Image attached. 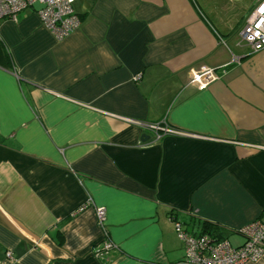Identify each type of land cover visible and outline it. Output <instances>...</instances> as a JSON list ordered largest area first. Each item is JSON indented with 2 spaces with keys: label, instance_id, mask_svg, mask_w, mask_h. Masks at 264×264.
I'll use <instances>...</instances> for the list:
<instances>
[{
  "label": "crops",
  "instance_id": "0c3cea01",
  "mask_svg": "<svg viewBox=\"0 0 264 264\" xmlns=\"http://www.w3.org/2000/svg\"><path fill=\"white\" fill-rule=\"evenodd\" d=\"M258 1L73 0L62 40L33 8L0 19V264H172L175 220L242 243L264 214V49L239 39Z\"/></svg>",
  "mask_w": 264,
  "mask_h": 264
},
{
  "label": "built area",
  "instance_id": "2783aa9c",
  "mask_svg": "<svg viewBox=\"0 0 264 264\" xmlns=\"http://www.w3.org/2000/svg\"><path fill=\"white\" fill-rule=\"evenodd\" d=\"M33 8L42 25L57 39L62 40L76 30L81 22L80 16L73 9V0H0V19L16 20L23 10ZM240 42L245 43L253 52L264 49V0H259L246 14L239 31ZM192 81L200 88L205 87L217 76L215 72L201 65L191 68ZM152 131L155 139L162 133H173L175 129L160 123H141ZM89 207L96 211L97 223L100 227L105 224V209L93 205L91 199L82 203L76 212ZM175 220V219H174ZM175 229L182 242L183 255L172 264H244L256 261L264 256V214L242 225L238 234L243 241L232 245L227 238H214L208 234L189 232L183 228L182 222L175 220ZM115 244L106 239L95 250L96 256H101ZM7 256H10L8 253Z\"/></svg>",
  "mask_w": 264,
  "mask_h": 264
},
{
  "label": "rangeland",
  "instance_id": "374dc122",
  "mask_svg": "<svg viewBox=\"0 0 264 264\" xmlns=\"http://www.w3.org/2000/svg\"><path fill=\"white\" fill-rule=\"evenodd\" d=\"M244 1L248 2L249 0H244ZM242 15H243L242 13L238 14V12L237 13H234L233 12L232 14H229L227 16H226V14H224V17L223 18L225 19V23H228L230 25L231 24L235 25L237 23L239 17L242 16ZM229 242L232 245H235V243H237V239H235V236L233 234L230 235Z\"/></svg>",
  "mask_w": 264,
  "mask_h": 264
},
{
  "label": "trees",
  "instance_id": "16d2710c",
  "mask_svg": "<svg viewBox=\"0 0 264 264\" xmlns=\"http://www.w3.org/2000/svg\"><path fill=\"white\" fill-rule=\"evenodd\" d=\"M199 234H208L211 237L218 238V239L223 238L220 236L221 234L217 227L210 225L208 223H205V222L202 223V227L199 231Z\"/></svg>",
  "mask_w": 264,
  "mask_h": 264
},
{
  "label": "water",
  "instance_id": "95a60500",
  "mask_svg": "<svg viewBox=\"0 0 264 264\" xmlns=\"http://www.w3.org/2000/svg\"><path fill=\"white\" fill-rule=\"evenodd\" d=\"M153 133V132H152ZM145 138H148V136H144ZM154 139H155V137H154Z\"/></svg>",
  "mask_w": 264,
  "mask_h": 264
}]
</instances>
